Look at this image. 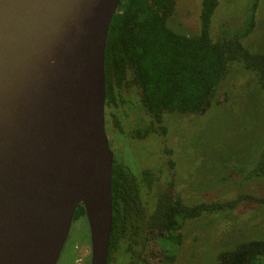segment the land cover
<instances>
[{"label": "water", "instance_id": "1", "mask_svg": "<svg viewBox=\"0 0 264 264\" xmlns=\"http://www.w3.org/2000/svg\"><path fill=\"white\" fill-rule=\"evenodd\" d=\"M122 0H0V264H58L83 204L108 264L105 53Z\"/></svg>", "mask_w": 264, "mask_h": 264}, {"label": "rangeland", "instance_id": "2", "mask_svg": "<svg viewBox=\"0 0 264 264\" xmlns=\"http://www.w3.org/2000/svg\"><path fill=\"white\" fill-rule=\"evenodd\" d=\"M254 1L219 0L211 36L216 39L224 30L240 28ZM201 9L202 0H179L168 24L179 33L197 35ZM243 44L251 52H264V0L258 2L256 27ZM125 98L121 117L126 137L112 135V149L135 174L151 170L156 176L154 190L143 188L147 213L153 211L158 193L170 189L188 206L238 201L232 209L186 220L180 244L162 238L150 240L138 264H218L221 252L241 242L264 240V204L245 199H264V177H250L264 151V91L256 75L235 62L208 110L166 114L156 132L142 140L136 139L134 132L149 126L151 119L136 88ZM87 222L81 219L72 225L73 236L65 246L69 260L75 257L74 240L83 242L82 253L88 249Z\"/></svg>", "mask_w": 264, "mask_h": 264}, {"label": "trees", "instance_id": "3", "mask_svg": "<svg viewBox=\"0 0 264 264\" xmlns=\"http://www.w3.org/2000/svg\"><path fill=\"white\" fill-rule=\"evenodd\" d=\"M178 1L122 0L113 16L105 53L109 140L113 139L112 135L126 137L121 116L126 105L125 94L134 88L139 91L142 107L151 119L149 126L134 132L133 136L139 140L156 132L166 114H202L208 110L235 62L253 72L264 91V52H251L243 44L256 27L259 0L254 1L252 12L240 28L234 32L224 30L216 39L211 36L210 27L219 0H202L200 31L194 36L179 33L168 24L176 13ZM221 101L217 100V104ZM114 145L115 141L110 142L111 148ZM254 176L264 177V151L250 171V177ZM155 182L151 170L137 175L115 155L108 264H138L153 239L180 244V231L186 220L232 209L238 202L188 206L170 189L158 193L153 211L147 213L142 201L143 188L152 191ZM245 199L264 204V199L251 196ZM81 219L87 222L83 204L78 206L73 224ZM168 257L173 259L172 255ZM218 264H264V240L241 242L221 252Z\"/></svg>", "mask_w": 264, "mask_h": 264}, {"label": "flooded vegetation", "instance_id": "4", "mask_svg": "<svg viewBox=\"0 0 264 264\" xmlns=\"http://www.w3.org/2000/svg\"><path fill=\"white\" fill-rule=\"evenodd\" d=\"M110 142H114L113 139H110L109 140ZM72 230V229H71ZM89 234L88 237H87V245L88 246V249L85 251V253H82L81 250H82V247H83V242L80 240H74V243H72L71 245V248L73 247V253L75 255L74 259L73 260H69V256L67 255V251H66V248L64 247L62 253H61V256H60V259L58 261V264H90L91 263V253H92V249H91V237H90V230H88ZM71 232H70V235L67 239V242L68 240H70L71 238ZM66 242V244H67ZM86 242V239L85 241ZM65 244V246H67ZM68 259V260H67ZM109 260V259H108Z\"/></svg>", "mask_w": 264, "mask_h": 264}]
</instances>
